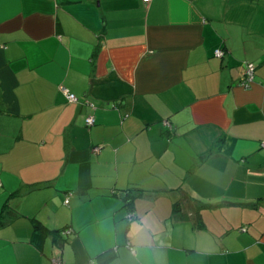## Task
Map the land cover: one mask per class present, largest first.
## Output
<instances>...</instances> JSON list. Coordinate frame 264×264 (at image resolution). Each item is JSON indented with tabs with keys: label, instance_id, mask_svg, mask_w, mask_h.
<instances>
[{
	"label": "crops",
	"instance_id": "crops-1",
	"mask_svg": "<svg viewBox=\"0 0 264 264\" xmlns=\"http://www.w3.org/2000/svg\"><path fill=\"white\" fill-rule=\"evenodd\" d=\"M263 141L264 0H0V264H264Z\"/></svg>",
	"mask_w": 264,
	"mask_h": 264
},
{
	"label": "built area",
	"instance_id": "built-area-1",
	"mask_svg": "<svg viewBox=\"0 0 264 264\" xmlns=\"http://www.w3.org/2000/svg\"><path fill=\"white\" fill-rule=\"evenodd\" d=\"M147 2H150L151 0H146ZM218 56H222L223 53L221 51L217 52ZM254 70L255 68L252 65H247L246 67V77L242 82V85L244 87H250V85L252 84V82L254 81ZM68 98L71 102H75L78 100V98L74 95V94H68ZM87 123L89 126L94 124V119L93 118H89L87 120ZM262 147H264V141L262 142ZM67 203H69V201H67ZM53 264H57V262L55 260H52Z\"/></svg>",
	"mask_w": 264,
	"mask_h": 264
}]
</instances>
